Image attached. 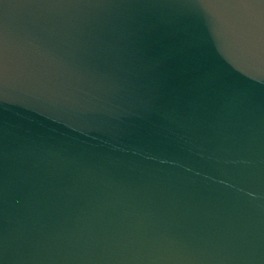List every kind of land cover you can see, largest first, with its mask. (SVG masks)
Wrapping results in <instances>:
<instances>
[{
  "label": "water",
  "instance_id": "95a60500",
  "mask_svg": "<svg viewBox=\"0 0 264 264\" xmlns=\"http://www.w3.org/2000/svg\"><path fill=\"white\" fill-rule=\"evenodd\" d=\"M0 264H264V0H0Z\"/></svg>",
  "mask_w": 264,
  "mask_h": 264
}]
</instances>
